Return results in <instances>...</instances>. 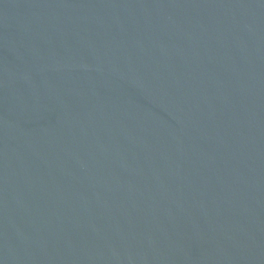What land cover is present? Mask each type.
<instances>
[{
    "label": "water",
    "instance_id": "obj_1",
    "mask_svg": "<svg viewBox=\"0 0 264 264\" xmlns=\"http://www.w3.org/2000/svg\"><path fill=\"white\" fill-rule=\"evenodd\" d=\"M0 264H264V0H0Z\"/></svg>",
    "mask_w": 264,
    "mask_h": 264
}]
</instances>
